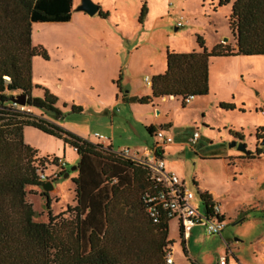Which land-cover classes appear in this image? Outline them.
Wrapping results in <instances>:
<instances>
[{"label":"rangeland","instance_id":"374dc122","mask_svg":"<svg viewBox=\"0 0 264 264\" xmlns=\"http://www.w3.org/2000/svg\"><path fill=\"white\" fill-rule=\"evenodd\" d=\"M93 1L108 12L107 18L76 10L80 0H72L70 20L32 24V45L45 48L48 59L32 58L31 81L58 98L61 112L57 118L43 117L87 140L102 141L96 138L102 135L105 146L111 142L114 151L130 152L160 143L146 131L145 123L156 128L160 122L171 121L172 130H166L175 138L165 151L167 168L179 162L177 175L195 194V207L200 206L195 175L198 184L220 193L217 200L226 222L221 234L213 235H208L202 225H195L190 237L184 239V252L178 220L171 219L167 236L172 242L169 249L174 263L218 264L227 256L232 264L234 254L250 262L255 251L252 240L264 232V146L260 138H254L256 130L264 128V57L212 58L208 93L190 101L168 97L141 105L118 97V86L122 93L149 96L145 76L152 80L164 73L167 50L198 52V37L208 51L221 44L233 46L228 16L234 0L224 5H219V0H146L143 17L141 0ZM178 21L183 25L177 26ZM225 37L227 41H223ZM32 94L40 96L41 90L34 88ZM220 103L230 104L233 109H222ZM71 105L80 106L81 112H70ZM25 107L37 116L43 114L37 108ZM228 129L241 135L252 154L244 155L228 147ZM194 130L200 134L196 144L174 146ZM25 139L43 156L52 157L58 147L63 156L62 150L68 149L64 172L52 182L54 190L48 192L51 212L58 214L74 203L75 150L33 127L25 129ZM257 151L261 154L257 155ZM202 156L217 159L202 160ZM46 170L48 174L57 171L51 165L42 171ZM28 193L35 220L46 222L45 198Z\"/></svg>","mask_w":264,"mask_h":264},{"label":"trees","instance_id":"16d2710c","mask_svg":"<svg viewBox=\"0 0 264 264\" xmlns=\"http://www.w3.org/2000/svg\"><path fill=\"white\" fill-rule=\"evenodd\" d=\"M141 2L143 17L147 2ZM228 2L219 0V5ZM71 14L72 0H0V264H165L164 255L172 243L167 236L171 218L153 223L146 213V196L159 190L148 167L43 117L57 118L61 112L58 98L31 81L32 58L48 59L45 48L32 45L31 27L34 22H66ZM98 15L107 18L108 12L100 9ZM228 27L233 46L221 44L208 51L198 37V52L167 50L166 69L152 78L151 94L125 100L149 104L165 96L183 100L189 95L205 96L210 58L264 57V0H234ZM34 88L41 90L40 96H33ZM18 95L26 97V106L43 114L37 116L25 106L14 105ZM219 107L233 109L224 103ZM81 110L70 107L73 113ZM27 126L61 139L78 155L74 204L52 214L48 193H40L45 198L46 222L35 220L27 188L44 183L38 175L45 166L56 167L57 157L40 156L25 143ZM147 131L152 133V127ZM229 133L242 139L232 130ZM63 172L61 167L58 176ZM199 197L206 206L210 204L207 193L199 192Z\"/></svg>","mask_w":264,"mask_h":264},{"label":"built area","instance_id":"2783aa9c","mask_svg":"<svg viewBox=\"0 0 264 264\" xmlns=\"http://www.w3.org/2000/svg\"><path fill=\"white\" fill-rule=\"evenodd\" d=\"M182 25L180 21L177 22V26ZM145 81L150 83V78L146 76ZM193 98L194 96L189 95L184 101H190ZM14 105H17V103L14 102ZM23 108L22 106L21 109ZM154 136L160 141L159 145L173 141V137L167 135L163 129L156 131ZM199 137V132L197 130L193 131L189 143L191 145L196 144ZM96 138L105 140L102 135H96ZM118 152L147 166L151 172V179L159 186V190L155 194L148 195L145 198L146 213L153 223H158L160 219L176 218L178 220V231L182 234L183 239L189 237L190 231L195 225L205 227L208 235L221 234L226 222L218 200L211 198L210 204L206 206L200 199V206L195 207L192 205L195 194L186 187L185 183L174 172L165 170L164 160L161 157H157L154 153L141 160L136 157V154L130 153L128 149ZM63 166L64 162L57 159V166L55 167L57 171H53L51 174L41 171L38 177L43 182L51 181L58 177L59 169ZM164 261L165 264H174L170 251L165 253ZM226 263L227 256L220 258L218 261V264Z\"/></svg>","mask_w":264,"mask_h":264},{"label":"crops","instance_id":"0c3cea01","mask_svg":"<svg viewBox=\"0 0 264 264\" xmlns=\"http://www.w3.org/2000/svg\"><path fill=\"white\" fill-rule=\"evenodd\" d=\"M72 11H73V9H72ZM72 15V14H71ZM165 56H166V54H165ZM239 56H241V55H239ZM221 57H230V56H221ZM243 57H247V56H243ZM212 58H216V57H212ZM212 58H210L209 59V67H210V61H211V59ZM165 62H166V59H165ZM166 69V68H165ZM147 76V75H146ZM145 76V77H146ZM149 88H150V94H151V80H150V83H149ZM118 97H120V99H122L124 102H128V101H126L125 100V98L126 97H140V96H138L135 92H133V93H122V92H118ZM175 98L174 96H165V97H162V98H156V99H154L153 101H157V100H163V99H165V98ZM197 97H200V96H197ZM194 98H196V97H194ZM193 98V99H194ZM153 101H152V103H153ZM128 103H134V102H128ZM140 104V103H139ZM150 104V103H149ZM141 105H147V104H141ZM42 115V114H41ZM40 115V116H41ZM156 115H157V118H160L161 116H160V111L159 110H157L156 111ZM165 125H167V126H165ZM147 127H152V133H149L148 131H147ZM26 128H29V126H27V127H25L24 129H23V137H24V141H25V143L26 144H28L27 142H26V139H25V129ZM144 128L146 129V131L151 135V137H155L154 136V134H155V132L156 131H158L159 129H163L165 132H166V134L167 135H170V136H172L173 137V135L172 134H170L169 132H167V130L166 129H168L169 131L170 130H172V128H173V124H172V122L171 121H164V122H160V123H158V126L155 128L154 126H153V124H149V125H147L146 123L144 124ZM232 129V128H231ZM229 130V129H228ZM195 131V130H194ZM192 133H193V131H192ZM229 136V139H228V141L231 139V138H233V136L232 135H228ZM190 137H191V135H183L182 136V139L184 140V142H180V143H176L174 146L175 147H182L183 145H184V143L186 144V145H188V144H190L189 143V139H190ZM175 137H173V139H174ZM200 138V137H199ZM237 139V138H236ZM90 142H92V143H94V144H101V145H103L104 147H107V146H105V143H104V140H102V141H91V140H89ZM146 143V142H145ZM169 144V143H168ZM168 144H164V145H159L158 143H156V144H154L151 148H148V146H147V144L146 145H144L143 147H140V148H137L136 147V150H134L133 152H130V153H132V154H136V157L138 158V159H141V160H143V159H145L148 155L150 156V155H153L154 153L156 154V156L157 157H161L163 160H164V155H165V151H166V148L168 147ZM29 145V144H28ZM31 146V145H30ZM108 146H110L112 149H113V144L110 142V144L108 145ZM32 147V146H31ZM62 148V147H61ZM73 148V147H72ZM74 149V148H73ZM156 149H158V153H156ZM75 150V149H74ZM59 151H60V147H58V150H57V153L56 154H53V157H57V159H61L63 162H64V166H63V169H64V167H66V165H67V161L69 160L67 157H68V149H63L62 150V152H63V156H61V154H59ZM118 151H120V150H118ZM179 151H181V150H179ZM38 154L40 155V156H43L39 151H38ZM60 156H59V155ZM75 155H76V163L78 162V155H77V153H76V151H75ZM202 160H210V159H217V157H215V156H202V158H201ZM164 164H165V170L166 171H172V172H174L176 175L178 174V169H179V162H175V163H170L169 164V166H168V168H167V165H168V163L164 160ZM181 172V171H180ZM45 173L46 174H48L47 173V170L45 171ZM179 175H180V173H179ZM178 176V175H177ZM179 177V176H178ZM195 178H194V180H196V188H197V190H198V192H200V193H207L208 195H210V197L211 198H213V199H215V200H217V196H218V194L219 195H221L220 193H215L216 191H214V190H210V189H208L206 186H204V185H202V184H198V182H197V179H196V175L194 176ZM184 183H185V181H184V179L183 178H181V177H179ZM74 187H75V185H74ZM34 189H30L34 194L33 195H40V193H41V191H43L42 190V188L41 187H33ZM52 190H54V189H52ZM48 193V192H47ZM29 196H30V194H28ZM41 196V195H40ZM74 196H75V192H74ZM49 198H51L50 196H49ZM74 204V203H73ZM72 204V205H73ZM222 212H223V210H222ZM223 214H224V216H225V213L223 212ZM189 237H190V234H189ZM188 237V238H189ZM252 247L253 248H255V251H253L252 252V259H251V261L250 262H247L241 255H232L233 256V258H234V260H235V262H233L232 264H264V232H262L260 235H258V236H255L254 238H253V240H252ZM171 246V245H170ZM184 247H185V250H187L186 249V246H185V240H184ZM231 254H232V252H230ZM228 255H230V254H228ZM175 264V263H174ZM226 264H229V259H228V257H227V263Z\"/></svg>","mask_w":264,"mask_h":264},{"label":"water","instance_id":"95a60500","mask_svg":"<svg viewBox=\"0 0 264 264\" xmlns=\"http://www.w3.org/2000/svg\"><path fill=\"white\" fill-rule=\"evenodd\" d=\"M76 10L83 11L87 13L88 15L92 16L94 14H98L100 10V6L97 3H95L93 0H80V4L76 7ZM223 41H227V38L225 37ZM13 101L16 102L18 105L26 106V97L24 95H18L17 97L13 99ZM260 145L264 146V140L260 143ZM228 147L236 148L238 151L242 152L244 155H248L251 153L247 149V146L243 142L242 139H239V140L230 139L228 141ZM72 169L76 170V166H73ZM40 187L42 188L44 192H49L50 190L53 189V183L47 180Z\"/></svg>","mask_w":264,"mask_h":264},{"label":"flooded vegetation","instance_id":"af4514ba","mask_svg":"<svg viewBox=\"0 0 264 264\" xmlns=\"http://www.w3.org/2000/svg\"><path fill=\"white\" fill-rule=\"evenodd\" d=\"M257 137L261 139V142L264 140V128L256 130L254 138L256 139Z\"/></svg>","mask_w":264,"mask_h":264}]
</instances>
